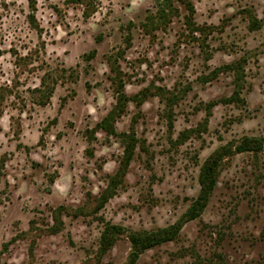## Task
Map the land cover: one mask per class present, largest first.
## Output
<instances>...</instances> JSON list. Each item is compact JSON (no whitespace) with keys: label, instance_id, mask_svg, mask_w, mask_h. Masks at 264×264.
<instances>
[{"label":"rangeland","instance_id":"rangeland-1","mask_svg":"<svg viewBox=\"0 0 264 264\" xmlns=\"http://www.w3.org/2000/svg\"><path fill=\"white\" fill-rule=\"evenodd\" d=\"M245 138L264 140V0H0V264H128ZM136 264H264V151L225 156L202 214Z\"/></svg>","mask_w":264,"mask_h":264},{"label":"trees","instance_id":"trees-1","mask_svg":"<svg viewBox=\"0 0 264 264\" xmlns=\"http://www.w3.org/2000/svg\"><path fill=\"white\" fill-rule=\"evenodd\" d=\"M133 148L134 147L132 146L127 148V157L125 159V163L123 164L124 169H126L128 163L132 159ZM245 151H264V140L245 138L238 146H236L234 150L231 147H224L214 152L207 159L201 170L199 178L201 187L200 194L191 208L186 212V214H184L180 222L171 227L154 232H134L130 234L129 239L132 244V252L130 254L128 264H136L140 255L146 250L163 243L173 241L181 231L185 222L200 216L207 205L211 193L217 185L219 168L223 158L233 153H242ZM122 231V228L118 226L109 225L106 227L101 239V254L105 253L112 247L115 237Z\"/></svg>","mask_w":264,"mask_h":264}]
</instances>
